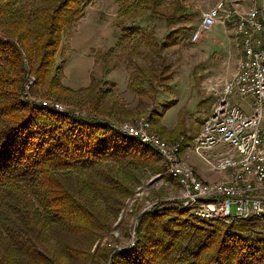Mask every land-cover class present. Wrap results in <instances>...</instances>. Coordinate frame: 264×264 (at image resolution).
Returning <instances> with one entry per match:
<instances>
[{
    "label": "trees",
    "instance_id": "trees-1",
    "mask_svg": "<svg viewBox=\"0 0 264 264\" xmlns=\"http://www.w3.org/2000/svg\"><path fill=\"white\" fill-rule=\"evenodd\" d=\"M91 1L0 0V264H100L107 255L106 264H264V215L206 221L178 200L141 212L128 250L101 245L108 213L132 194L130 184L140 172L160 171L153 147L110 124L142 114V98L155 101L171 72L165 64L135 66L127 87L139 101L129 109L106 79L116 65L109 47L94 53L101 78L91 73L87 86H66L63 42ZM116 1L117 44L153 56L179 42L183 27L175 24L188 16L178 0ZM146 15L170 29L161 41L154 28L123 25ZM27 96L79 111L59 112ZM154 131L172 142L180 136L158 124Z\"/></svg>",
    "mask_w": 264,
    "mask_h": 264
},
{
    "label": "rangeland",
    "instance_id": "rangeland-1",
    "mask_svg": "<svg viewBox=\"0 0 264 264\" xmlns=\"http://www.w3.org/2000/svg\"><path fill=\"white\" fill-rule=\"evenodd\" d=\"M123 1L121 0V2ZM178 1L182 9L187 11L188 16L187 20L175 24V27H183V30L180 29L182 32L178 36L179 42L152 56L151 54H146L143 47L137 51L130 52L127 46L124 47V43L117 44L119 27L113 24L118 14V3L116 0H92L86 6L82 16L77 20L72 35L64 39L67 61L62 82L66 86L76 89L89 84L91 73L96 78H101V64L94 60V53L97 50L113 47L114 56L111 61L109 60V63L116 61V65L109 71L106 79L116 84L115 91L126 103L127 107L135 109L139 97L127 87L130 71L135 66L158 69L162 64L167 65L168 71L171 72V78L166 82L168 86L157 90L155 101L150 102L146 98H142L144 99L142 114L140 113L133 120L130 119L123 122L135 125V121L139 117H149L151 111H154L153 121L156 119L157 123L151 124V129L154 131L156 124H158L167 132H171L169 136L180 135L177 140L181 139L182 145H184L182 152H186L183 154L181 152L180 156L182 159L189 165H191L190 161H192L207 169V165L201 162L202 160H199L191 151V145L194 137L199 134L203 120L213 102V97L207 88L210 84H219L233 75L237 52L233 47L231 25L227 21L224 23L218 21L208 30L200 31L197 36H195V32L199 29L202 15L205 12L222 4L217 14L218 17L222 18L226 10L231 8L234 3L240 2L241 5H245V2L248 1ZM170 2L172 0H164L166 4ZM133 24L140 25L143 28H154L155 35L159 41L170 31L162 18L150 15L123 23L125 26ZM24 93L26 94L25 91ZM28 99L34 104L39 102L35 97H28ZM234 100L244 109L245 113L251 112L249 106L250 97L240 98L236 95ZM51 101L56 102L54 100ZM167 103H169V107L165 108L164 106ZM59 105L69 112L78 110L76 107L72 109L71 107L73 106L71 105ZM123 122L121 121L120 123ZM114 130L118 131L117 129ZM162 137V139L166 138V136ZM169 142L173 143L174 141ZM217 148L219 149V147ZM186 154L187 156L185 157ZM157 164L160 167L159 172L153 173L147 170L141 174V172L136 171V173H139V180L130 184L132 194L121 199L122 204L116 214L108 213L106 218L107 229L103 231L101 245L106 242V245L112 249L128 250L133 245L134 233L140 213L149 209L155 202H169L179 199L180 187L175 183L174 179V181L166 180L167 174L161 158L158 159ZM223 176L224 173L218 175V178L213 181H217ZM198 177L200 178L199 175ZM105 259L103 262L101 260L100 264H106L108 255Z\"/></svg>",
    "mask_w": 264,
    "mask_h": 264
},
{
    "label": "built area",
    "instance_id": "built-area-1",
    "mask_svg": "<svg viewBox=\"0 0 264 264\" xmlns=\"http://www.w3.org/2000/svg\"><path fill=\"white\" fill-rule=\"evenodd\" d=\"M236 2L218 17L222 4L202 15L197 36L216 22H229L237 60L233 75L219 84H210L213 97L201 130L194 137L191 151L211 171L223 178L206 182L182 159L181 139L173 143L151 129L148 116L130 123H111V127L153 147L163 162L165 173L180 187V208L206 221L229 222L264 215V0ZM32 77L26 89L32 85ZM250 97L251 112L245 113L234 100ZM38 103L63 112L51 100ZM66 111V109L64 110ZM219 147V149L217 148Z\"/></svg>",
    "mask_w": 264,
    "mask_h": 264
},
{
    "label": "crops",
    "instance_id": "crops-1",
    "mask_svg": "<svg viewBox=\"0 0 264 264\" xmlns=\"http://www.w3.org/2000/svg\"><path fill=\"white\" fill-rule=\"evenodd\" d=\"M248 2H245V6ZM231 5V4H230ZM229 79V78H228ZM185 151L182 152V154ZM186 153V152H185ZM187 156V154L185 155V157ZM200 160V159H199ZM202 162V161H201ZM190 164L194 167V170L196 171V173L200 176L201 179L205 180V181H213L215 179L218 178V175H221V172H215V171H211L210 169H208V167H206L207 169H205L204 167H201L200 165H197L196 163L190 161ZM204 164V163H203Z\"/></svg>",
    "mask_w": 264,
    "mask_h": 264
}]
</instances>
